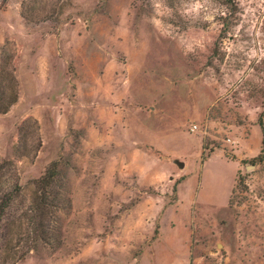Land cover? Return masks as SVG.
<instances>
[{
    "label": "rangeland",
    "instance_id": "rangeland-1",
    "mask_svg": "<svg viewBox=\"0 0 264 264\" xmlns=\"http://www.w3.org/2000/svg\"><path fill=\"white\" fill-rule=\"evenodd\" d=\"M4 109L0 264H264V0H0Z\"/></svg>",
    "mask_w": 264,
    "mask_h": 264
},
{
    "label": "crops",
    "instance_id": "crops-1",
    "mask_svg": "<svg viewBox=\"0 0 264 264\" xmlns=\"http://www.w3.org/2000/svg\"><path fill=\"white\" fill-rule=\"evenodd\" d=\"M200 150V152H201V145H200V148H199ZM214 153H215V151H213V152H211L206 158H205V162L206 161H208L211 157H212V155H214ZM201 157V156H200ZM228 160V159H227ZM228 161H231L232 163H234L235 164V176H234V178H233V180H232V182H231V184H230V186H229V188H228V190H227V204H228V202H229V199H230V196H231V194H232V191H233V188H234V186H235V183H236V176H237V172L239 171V169H240V164H239V160H238V158H237V160H228ZM183 167H185V164H186V162L185 161H183ZM179 170H180V168H179ZM185 178L181 181V183L179 184V185H177V200H178V202H179V204H180V197H181V188H182V186L184 185V183H185Z\"/></svg>",
    "mask_w": 264,
    "mask_h": 264
},
{
    "label": "trees",
    "instance_id": "trees-1",
    "mask_svg": "<svg viewBox=\"0 0 264 264\" xmlns=\"http://www.w3.org/2000/svg\"><path fill=\"white\" fill-rule=\"evenodd\" d=\"M15 99H16V96H15ZM15 99L13 98V100H12L10 103L12 104L13 102H15ZM5 112H6L5 109L0 111L1 114H2V113H5ZM1 211H2V208H0V212H1Z\"/></svg>",
    "mask_w": 264,
    "mask_h": 264
},
{
    "label": "water",
    "instance_id": "water-1",
    "mask_svg": "<svg viewBox=\"0 0 264 264\" xmlns=\"http://www.w3.org/2000/svg\"><path fill=\"white\" fill-rule=\"evenodd\" d=\"M177 166L182 169L183 168V164L182 163H177Z\"/></svg>",
    "mask_w": 264,
    "mask_h": 264
},
{
    "label": "built area",
    "instance_id": "built-area-1",
    "mask_svg": "<svg viewBox=\"0 0 264 264\" xmlns=\"http://www.w3.org/2000/svg\"><path fill=\"white\" fill-rule=\"evenodd\" d=\"M195 130V127H192L191 131ZM227 142H230V140L228 139Z\"/></svg>",
    "mask_w": 264,
    "mask_h": 264
}]
</instances>
